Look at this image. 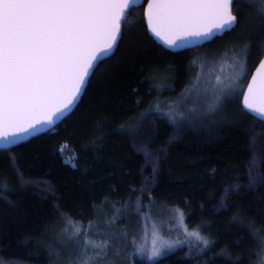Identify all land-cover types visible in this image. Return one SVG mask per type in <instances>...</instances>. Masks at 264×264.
<instances>
[{
  "label": "trees",
  "instance_id": "1",
  "mask_svg": "<svg viewBox=\"0 0 264 264\" xmlns=\"http://www.w3.org/2000/svg\"><path fill=\"white\" fill-rule=\"evenodd\" d=\"M146 7L147 1L142 7L132 8L128 18L122 22V42L95 69L75 112L57 128L10 149L0 150L2 264H60V255L48 240V230L63 218L72 223L87 224L98 207L105 205L107 194L110 192L111 198L118 190L117 167L121 160L125 134L118 123H109L113 104L115 103L114 107L118 111V119L131 106L133 91L142 88L138 74L143 68L168 55L169 66L180 70L189 53L174 54L159 45L147 28L146 18L143 16ZM234 13L239 21L238 26L208 44L203 55L211 64L217 67L223 64L233 65L237 72L238 58L245 55L246 49L247 70L243 77V85H246L259 61L264 58V22L258 11V0H236ZM243 90L246 91V87ZM239 91L240 89L237 93ZM163 117H152L153 120L148 123L151 128L143 139L147 141L150 137L151 142H143L141 146L147 148L150 162L147 161L146 167L145 156L141 155L138 181L135 184L137 192L141 190L142 184L150 188L153 183L159 184L170 175L174 146L172 139L176 137L177 130ZM195 121L193 129L187 127V132L195 130L191 134L202 138L204 147L199 148V151L203 163L210 161L209 153L221 156L224 141L233 131L242 137V153L246 162L252 159V144L258 141L260 145L264 143V127L260 126V120L243 107L242 96H232L220 107L214 108L209 116ZM160 124L166 131L162 137L158 134ZM108 138L113 145L114 161L107 157ZM85 142L95 148L85 150ZM65 145L79 151L77 166L64 157ZM258 165L261 169V163ZM220 174L221 172L218 184L223 182L219 178ZM225 174L227 177V170ZM250 174L251 171L244 167L238 175L231 178V186H240L243 192H233L231 195H240L246 202L248 196L255 194L261 200L259 206L264 220V172L261 169L257 173L252 189L247 188ZM42 182L48 184L50 192L39 191L38 185ZM222 189L219 192L224 196ZM259 190L261 192L258 194ZM82 239L80 242L83 243ZM97 250L100 252V249ZM100 256H95L94 261Z\"/></svg>",
  "mask_w": 264,
  "mask_h": 264
},
{
  "label": "rangeland",
  "instance_id": "2",
  "mask_svg": "<svg viewBox=\"0 0 264 264\" xmlns=\"http://www.w3.org/2000/svg\"><path fill=\"white\" fill-rule=\"evenodd\" d=\"M205 48L187 51V59L181 64L180 70L169 66L168 55L159 58L157 62H150L139 72L142 88L133 91L131 106L122 117L116 119L118 111L113 104L109 123H118L125 134L117 167L119 187L113 197H109L110 192L107 194L105 205L98 207L87 224L72 223L63 218L48 230V240L60 255V264H69L76 259L83 249L82 238L85 235L97 242L105 239L112 241L106 254L100 250L101 256L93 264H127L126 256L133 253V236L136 244L146 248H151L154 239L157 243L161 239L181 241L157 261H149L147 256L134 254L137 261L142 260L145 264H264V220L259 206L261 200L255 194L248 196L246 202L240 195H231L233 192L243 193L240 186H231V178L244 167L251 171L248 189L255 186L257 173L261 169L264 172V143L260 145L258 141L252 144V159L246 162L242 153V137L233 131L224 141L221 156L209 153L210 161L203 163L199 151V148L204 147L202 138L191 134L195 130L187 132V127L193 129L194 122H197L195 120L209 116L217 107H212L215 76L236 74L233 65L217 67L211 64L203 55ZM161 116L177 130L176 137L172 139L174 146L170 175L159 184L153 183L150 188L142 184L141 190L137 192L135 184L138 181L141 157L145 156L146 167L147 161L150 162L147 148L141 145L151 138L147 141L143 138L151 128L148 123H151L152 117ZM170 116H175V119ZM158 134L159 137L166 134L161 124ZM84 148L90 151L95 147L85 142ZM106 150L107 157L114 161L110 138ZM63 155L68 162L78 165L80 155L75 147L65 145ZM260 163L261 169L258 165ZM220 172L219 178L223 182L218 184ZM38 188L42 193L51 191L45 182L40 183ZM221 188L224 196L220 195ZM175 209L182 210L183 221ZM223 212L224 215L221 214ZM185 228L189 231L199 230L207 238L208 245L186 240ZM124 229L128 231L126 240L123 236L117 238L113 235ZM117 250L120 255H116ZM94 251L98 252L92 247L88 249L90 254Z\"/></svg>",
  "mask_w": 264,
  "mask_h": 264
},
{
  "label": "snow or ice",
  "instance_id": "3",
  "mask_svg": "<svg viewBox=\"0 0 264 264\" xmlns=\"http://www.w3.org/2000/svg\"><path fill=\"white\" fill-rule=\"evenodd\" d=\"M133 4L134 0H0V141L11 144L45 124H53L75 104L103 58L122 42V21ZM258 11L264 22V0H258ZM143 16L151 33L172 48L193 38L223 34L239 24L233 0H147ZM238 64L234 76H215L212 107L232 96H242L243 107L264 127V59L246 85L242 84L246 49ZM168 111L171 113V108ZM175 211L183 221L182 210ZM184 231L186 240L208 245L199 230ZM113 235L126 240L128 231ZM83 239L81 253L69 264H93L100 252L90 254L89 246L105 254L112 246L110 239L97 242L86 235ZM133 241V253L125 258L127 264H145L134 254L157 261L181 243L164 239L157 243L154 239L151 248H146L135 243V236ZM116 255H120L119 250Z\"/></svg>",
  "mask_w": 264,
  "mask_h": 264
},
{
  "label": "water",
  "instance_id": "4",
  "mask_svg": "<svg viewBox=\"0 0 264 264\" xmlns=\"http://www.w3.org/2000/svg\"><path fill=\"white\" fill-rule=\"evenodd\" d=\"M147 0H134V4L132 6V8H135V7H142L143 5H145ZM235 2L236 0H233V11H234V8H235ZM147 8V7H146ZM235 15V13H234ZM123 22V21H122ZM147 23V22H146ZM236 28V27H235ZM233 28V29H235ZM232 29V30H233ZM231 30V31H232ZM150 31V30H149ZM230 31H226L224 32L223 34L219 33V32H215L214 35L212 37H207V38H203V39H197V38H193L185 43H183L180 47L178 48H172V47H169L167 44H165L162 40H160L159 38H157L153 33H150L153 35V37L156 39V41L164 46L165 48H168V49H172V50H178V51H182V50H192V49H195V48H201V47H204L210 43H212L214 40H216L218 37H221L223 35H225L226 33H229ZM117 48H115L113 50V52L111 54H109L108 56H106L105 58H103V60H105L106 58H108L109 56H111L115 51H116ZM264 59V58H263ZM259 67V64L256 66V68ZM256 68L254 70V72L252 73V75L255 74L256 72ZM251 75V76H252ZM251 82V78H250V81L249 83ZM88 87V86H87ZM87 90V88H86ZM86 91H84L80 98L75 102V104L69 108L67 111H65L63 113L62 116H59L57 118V120L53 123V124H45L44 126L42 127H39L35 132H32L30 135H27V136H23L21 137L19 140H17L16 142L14 143H11V144H5L4 142L0 141V150L1 149H10L18 144H21L35 136H38L40 134H43V133H46L52 129H55L57 128L64 120H66L73 112L76 111V109L79 107V105L81 104V101L85 95ZM252 114V113H251ZM254 117L255 115L252 114Z\"/></svg>",
  "mask_w": 264,
  "mask_h": 264
},
{
  "label": "flooded vegetation",
  "instance_id": "5",
  "mask_svg": "<svg viewBox=\"0 0 264 264\" xmlns=\"http://www.w3.org/2000/svg\"><path fill=\"white\" fill-rule=\"evenodd\" d=\"M160 45V44H159ZM162 46V45H160ZM207 46V45H206ZM164 49L174 53V54H179V53H184V52H187V51H190V50H182V51H178V50H172V49H168V48H165L164 46H162ZM202 48V47H201Z\"/></svg>",
  "mask_w": 264,
  "mask_h": 264
}]
</instances>
